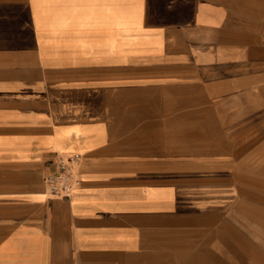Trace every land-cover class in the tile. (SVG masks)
<instances>
[{
	"label": "crops",
	"instance_id": "1",
	"mask_svg": "<svg viewBox=\"0 0 264 264\" xmlns=\"http://www.w3.org/2000/svg\"><path fill=\"white\" fill-rule=\"evenodd\" d=\"M128 1L0 0V264H222L227 210L235 262L242 250L255 256V225L264 249V148L115 134L131 128V109L88 78L116 71L115 25ZM223 2L204 4L207 32L263 50L264 30L225 35ZM256 60L220 94L234 113L264 114V57ZM137 108L140 127L155 129L162 111ZM61 153L82 155L70 199L44 183Z\"/></svg>",
	"mask_w": 264,
	"mask_h": 264
},
{
	"label": "rangeland",
	"instance_id": "2",
	"mask_svg": "<svg viewBox=\"0 0 264 264\" xmlns=\"http://www.w3.org/2000/svg\"><path fill=\"white\" fill-rule=\"evenodd\" d=\"M207 1L127 2L128 16L115 25L119 30L113 40L116 71L94 73L88 78L95 80L99 87L113 88V93L123 97L130 107L128 125L131 128L115 131L119 140L243 141V145L254 143L258 149L264 148V114L234 113V99L220 95L227 93L225 88L233 84L230 79L235 75L243 79L250 74L256 59L264 57V49H250L248 43L217 41L215 35L204 28L202 15ZM223 6L225 35L232 38L245 29L249 36L256 38L258 31L264 30V2L224 0ZM125 47L129 50H122ZM124 60L128 62L126 66L122 65ZM139 104L146 110L157 107L162 111L155 129L149 124L151 120L144 125L148 128L140 127ZM246 108L249 109L248 105ZM162 148L167 151L171 147L165 144ZM179 158L185 160L186 156ZM224 219L225 257L220 261L239 264L234 256L233 211L227 210ZM241 221L239 219L237 227L245 233L249 226H243L244 221ZM253 230L254 243L259 249L255 256L243 250L239 252L241 264H264V249H261L256 225Z\"/></svg>",
	"mask_w": 264,
	"mask_h": 264
},
{
	"label": "built area",
	"instance_id": "3",
	"mask_svg": "<svg viewBox=\"0 0 264 264\" xmlns=\"http://www.w3.org/2000/svg\"><path fill=\"white\" fill-rule=\"evenodd\" d=\"M81 163L80 153L59 154L56 168L45 177L48 193L58 198L70 199L79 179Z\"/></svg>",
	"mask_w": 264,
	"mask_h": 264
}]
</instances>
